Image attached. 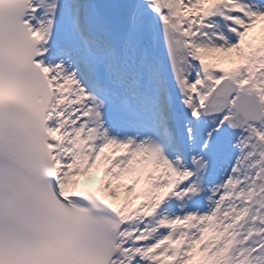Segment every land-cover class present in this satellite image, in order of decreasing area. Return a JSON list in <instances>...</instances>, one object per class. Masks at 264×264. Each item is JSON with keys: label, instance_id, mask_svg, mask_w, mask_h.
Wrapping results in <instances>:
<instances>
[{"label": "snow or ice", "instance_id": "snow-or-ice-1", "mask_svg": "<svg viewBox=\"0 0 264 264\" xmlns=\"http://www.w3.org/2000/svg\"><path fill=\"white\" fill-rule=\"evenodd\" d=\"M0 264H264V0H0Z\"/></svg>", "mask_w": 264, "mask_h": 264}]
</instances>
